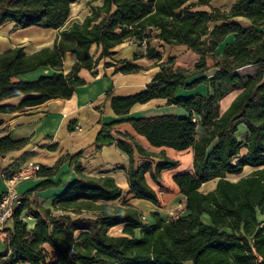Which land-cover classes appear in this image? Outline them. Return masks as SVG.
I'll return each instance as SVG.
<instances>
[{"label": "trees", "instance_id": "trees-1", "mask_svg": "<svg viewBox=\"0 0 264 264\" xmlns=\"http://www.w3.org/2000/svg\"><path fill=\"white\" fill-rule=\"evenodd\" d=\"M77 1L0 0V24L12 21L22 28L59 29L67 23ZM211 1L104 0L82 23L64 29L53 47L27 53L17 46L0 52V113L71 97L85 82L79 70H93L100 59L112 55L114 48L128 39L144 44L147 55L157 60L161 55L151 47L153 38L169 45H186L201 54L192 69L175 68L174 58L169 57L145 90L112 97L117 114L154 98H167L187 111L186 116L129 120L153 146L193 149V170L174 176L186 197L187 213L166 220L153 212L154 222L144 224L128 201L124 206L99 203L121 197L122 189L113 177L87 176L77 166L79 177L53 203L63 213L57 215L39 205L35 210L28 197L22 198L13 212L14 226L8 230L6 249L0 250V264H264V0H235L227 11L211 6ZM229 34L233 40L219 52V44ZM94 44L101 47L96 59L90 52ZM69 51L76 54L77 62L64 73ZM207 57L214 60V75L189 82L209 69ZM121 63L116 72L140 69L131 61ZM41 66H51L54 72L31 81H13V77ZM200 83L209 86L205 95L176 96L179 89H193ZM233 91L239 93L221 112V100ZM19 96H24L20 103H5ZM241 122L249 131L245 143L236 135ZM114 125L103 124L96 138L97 149L117 143L130 156L127 174L133 193L158 204V195L146 180L147 172L157 178L152 163L135 166V150L144 156L150 152L132 137V143L116 141ZM26 141L5 136L0 139V154L19 149ZM177 164L164 155L156 173ZM246 167L254 170L237 180L228 177L241 175ZM43 170L41 167L38 174ZM212 180H216L215 187L202 191L201 186ZM25 210L37 220L31 229L21 218ZM205 213L211 224L202 220ZM120 223H126L123 232L131 238L108 233Z\"/></svg>", "mask_w": 264, "mask_h": 264}, {"label": "crops", "instance_id": "crops-1", "mask_svg": "<svg viewBox=\"0 0 264 264\" xmlns=\"http://www.w3.org/2000/svg\"><path fill=\"white\" fill-rule=\"evenodd\" d=\"M234 2L235 0H212L211 6L227 11ZM68 22L59 29L39 26L22 28L12 21L4 22L0 24V52L9 51L17 46H23L27 53H34L44 47H53L64 29L74 22L82 23L83 20L74 19L70 24ZM232 40L233 34H229L219 44L218 51L221 52L224 44ZM151 47L155 48L161 55V60L147 55L144 44L140 45L134 39H128L116 46L112 55L99 60L93 69L96 73L88 68L79 70V76L85 82L75 88L71 97L52 98L35 106L25 107L14 112L0 113V139L9 136L13 141L27 140L21 148L0 154V172L8 168L17 170L26 161L37 162L44 168L42 173L23 179L16 185V189L22 198L28 197V203L33 209L36 210L39 205L50 208L54 214L63 213L62 210L55 209L54 200L79 177L80 172L77 170V166H79L87 176L108 175L113 177L122 189L121 197L99 203L124 206V202L128 201L129 207L138 210L144 224L154 222L153 212H159L160 216L166 220L179 214L171 212L177 207H180V213H187L185 210L186 197L181 193L174 176L193 170V149L177 150L167 146H153L145 136L134 129L129 121L133 118L165 114L186 116L185 108L169 103L167 98H154L145 103H136L128 113L124 114H117L112 107V97L129 96L145 90L156 73L161 70L160 64L169 57L174 58L175 68L184 69L194 68L196 62L201 58V54L189 49L186 45H169L159 42L156 38L152 39ZM94 50H97L96 59L100 56L101 47L94 44L90 49L91 54ZM126 60L138 65L140 69L133 72H116V65L121 67L123 65L121 62ZM76 62V54L72 51L67 52L63 63L64 73H68ZM106 62L111 63V65H106ZM207 65L209 69L206 72L191 77L188 81L191 82L202 76H213L217 70L214 67V60L207 57ZM53 72L54 69L51 66H41L34 71L13 77V81H31L41 75H48ZM208 90L209 86L206 83H200L193 89H179L176 96L187 98L196 94L205 95ZM238 93L239 91H233L221 100V112L230 106ZM23 98L24 96L14 97L6 100L5 103L18 104ZM103 124H115L112 135L116 141L122 140L132 143L129 139L132 137L150 152L149 156H144L135 150V166L147 162L152 163L157 178H153L152 174L147 172L146 180L157 193L158 204L136 197L133 193L127 174L130 156L117 143L106 144L97 149L96 138ZM199 129L200 132L203 131L202 127ZM236 135L240 142L245 143L249 131L243 122L239 123ZM244 151L245 148H243ZM78 153L81 155L75 157ZM164 155L177 160L178 164L174 168L164 169L157 174L156 166L163 161ZM212 181L204 183L201 190L204 191L202 188ZM40 184L46 185L34 189ZM5 189L6 181L0 176V195ZM30 190L33 191L29 194ZM86 215L90 216L92 213L87 212ZM21 218L29 229L33 228L37 221L29 215L28 210L23 211ZM201 218L205 223L211 224L208 214H203ZM259 218L263 219V216L259 215ZM125 225L126 223L116 224L109 228L108 233L112 236L131 238L130 235L123 232ZM13 226L14 219L12 216L0 230L1 251L6 249L8 230H12ZM116 228L120 232L111 233Z\"/></svg>", "mask_w": 264, "mask_h": 264}, {"label": "built area", "instance_id": "built-area-1", "mask_svg": "<svg viewBox=\"0 0 264 264\" xmlns=\"http://www.w3.org/2000/svg\"><path fill=\"white\" fill-rule=\"evenodd\" d=\"M40 170L41 164L26 161L17 170L8 168L0 172V176L6 181V189L0 195V230L3 229L7 220L13 216L15 207L22 201V196L16 189L17 183L35 176Z\"/></svg>", "mask_w": 264, "mask_h": 264}, {"label": "rangeland", "instance_id": "rangeland-1", "mask_svg": "<svg viewBox=\"0 0 264 264\" xmlns=\"http://www.w3.org/2000/svg\"><path fill=\"white\" fill-rule=\"evenodd\" d=\"M104 0H78L72 8V12L70 15V18L68 19V24L74 19H80L81 21L85 20L87 16L91 15L93 13V10L95 7L100 6L103 3ZM103 16V15H102ZM97 50H94L93 55L96 57ZM254 169L253 168H246L244 172L241 175H230L229 178L232 180H237L241 176H245L250 174ZM216 185V180L208 183L205 185L202 189L204 191H207L208 189L214 187ZM173 214L180 213V207H177L176 209L171 211ZM120 231H118V228L113 229L111 233L116 234Z\"/></svg>", "mask_w": 264, "mask_h": 264}]
</instances>
